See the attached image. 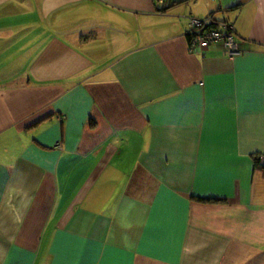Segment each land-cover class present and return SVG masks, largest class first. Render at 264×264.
I'll return each mask as SVG.
<instances>
[{
  "label": "crops",
  "instance_id": "0c3cea01",
  "mask_svg": "<svg viewBox=\"0 0 264 264\" xmlns=\"http://www.w3.org/2000/svg\"><path fill=\"white\" fill-rule=\"evenodd\" d=\"M0 264H264V0H0Z\"/></svg>",
  "mask_w": 264,
  "mask_h": 264
},
{
  "label": "built area",
  "instance_id": "2783aa9c",
  "mask_svg": "<svg viewBox=\"0 0 264 264\" xmlns=\"http://www.w3.org/2000/svg\"><path fill=\"white\" fill-rule=\"evenodd\" d=\"M162 2L163 0H159ZM190 30L188 35L190 49L206 48L213 44L222 43L227 49V55L235 58L242 49L232 23L220 20L210 15L204 19L190 16Z\"/></svg>",
  "mask_w": 264,
  "mask_h": 264
},
{
  "label": "rangeland",
  "instance_id": "374dc122",
  "mask_svg": "<svg viewBox=\"0 0 264 264\" xmlns=\"http://www.w3.org/2000/svg\"><path fill=\"white\" fill-rule=\"evenodd\" d=\"M27 17V15L25 16ZM24 17V18H25ZM21 16L20 15H5L4 17H2V22L4 21H8V25H6V28H3L2 31L3 32H7L8 31H13L12 33L15 34L17 32V27H20V20H21ZM27 29V27H26ZM43 31L45 30L43 27L41 28ZM5 34V33H3ZM10 55H15V49L14 47L11 48V51H9ZM29 63H31V61H29Z\"/></svg>",
  "mask_w": 264,
  "mask_h": 264
},
{
  "label": "trees",
  "instance_id": "16d2710c",
  "mask_svg": "<svg viewBox=\"0 0 264 264\" xmlns=\"http://www.w3.org/2000/svg\"><path fill=\"white\" fill-rule=\"evenodd\" d=\"M212 15V14H211ZM189 39L191 38L189 35H188Z\"/></svg>",
  "mask_w": 264,
  "mask_h": 264
}]
</instances>
